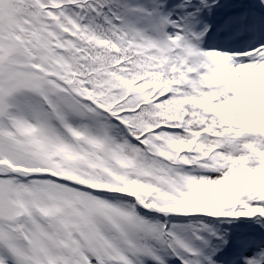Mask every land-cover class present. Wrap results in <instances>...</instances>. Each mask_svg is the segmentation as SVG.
<instances>
[{
	"label": "trees",
	"instance_id": "obj_1",
	"mask_svg": "<svg viewBox=\"0 0 264 264\" xmlns=\"http://www.w3.org/2000/svg\"><path fill=\"white\" fill-rule=\"evenodd\" d=\"M126 1L9 0L5 14L9 49L0 69L8 65L19 87L35 91L29 102L36 115L55 120L42 98L46 88L51 94L63 92L77 105L74 115L88 117L92 137H99V124L113 126L122 164L132 162L140 150L162 170L185 163L194 170L192 188L182 189L170 200L165 189L151 197L148 193L154 183L145 182L144 177L122 183L121 170H115L116 179L78 175L86 167L102 175L100 143H91L96 153L85 167L77 171L67 165L62 168L103 188L97 195L132 218L130 226L139 232L137 248L144 246L171 264H181L175 251L192 262L203 247V236L213 240L209 252L218 263L228 262L234 256V245L239 244L246 260L235 264H264V106H256L250 95L238 101L236 94H226L205 123L210 135L202 141L199 154L192 156L186 144L201 130L204 114L197 117L196 110L199 105L209 108L208 83L214 77L205 70L193 83L183 85V76L197 64L178 47L177 29L169 28L158 13V7L170 10L176 2L186 0H145L147 6L135 10L127 7ZM191 1L193 9L202 7L200 0ZM133 19L146 25L142 35L131 26ZM21 69L24 72L16 73ZM183 118L187 119L184 131L174 130ZM60 133L68 139L63 130ZM18 142L23 146L22 140ZM146 142L147 149L143 146ZM212 145L220 146L213 160H198ZM183 148L182 157L176 158ZM77 160L81 158L73 159L72 165ZM231 171L239 181L237 194ZM135 181L138 187H134ZM111 184L118 185L120 192L111 190ZM131 193L141 203L174 206L178 214L171 217L172 246L164 231L165 216L143 208ZM237 195L241 196L239 204ZM172 232L181 236L186 246L176 241Z\"/></svg>",
	"mask_w": 264,
	"mask_h": 264
},
{
	"label": "rangeland",
	"instance_id": "obj_2",
	"mask_svg": "<svg viewBox=\"0 0 264 264\" xmlns=\"http://www.w3.org/2000/svg\"><path fill=\"white\" fill-rule=\"evenodd\" d=\"M8 2L9 0H0V58H3L9 47L4 22ZM255 2L264 8V0ZM129 5L141 7L145 5V1L129 0ZM253 44L252 47L239 49L235 54L217 47H205L202 50L206 58L215 65L228 62L226 68H218L217 77L219 81L228 83L227 90L237 88L252 92L259 85L260 75L264 74V37L259 36ZM22 72L23 69L16 71ZM12 76L14 75L8 65L0 69V160L6 158L13 162L53 166L54 161L47 163L46 160L54 155L61 156L62 149L66 147L63 139L53 121L34 113L29 99L35 91L22 89ZM51 104L60 124L69 131V113L72 111L75 114L71 110V103L66 97L57 94L51 97ZM89 127L88 124L83 125V131L73 139L76 144L72 143L71 148L77 147L78 138L86 142ZM104 132V166L106 172L110 173L118 160L111 127H105ZM18 139L22 140L24 147L20 146ZM129 165V171L124 174L130 172L134 176L135 172L136 178L143 176L144 180L150 182L151 177H154V182H158V189L164 188L165 196L170 199H174V194L191 184L192 172L189 169L181 166L172 171H164L157 164H153L144 152L137 153L135 160ZM34 178L36 177H21L10 173L0 177V264H14L12 260L18 257L27 258V264H93L77 257V251L96 248V242L91 244L93 241L85 240L84 245L77 243L73 248V237L64 225L66 222H80L85 219L87 226L83 229L79 227V231L87 235L90 230L94 235L95 230L96 234L101 235L103 244L99 246L104 254L120 256L122 264H147L137 252L127 253L118 243L111 240L106 242L103 237L105 224L110 223L114 224L113 228L118 232L117 241L125 239L128 243L133 239L122 227L126 223L123 213L117 212L105 200L86 194L78 188L54 180ZM46 213L48 217L45 219ZM131 232L135 236L137 230ZM202 256L210 257L207 250H203L197 257V264H204ZM157 259L162 261L159 256ZM101 264L117 263L103 259Z\"/></svg>",
	"mask_w": 264,
	"mask_h": 264
}]
</instances>
